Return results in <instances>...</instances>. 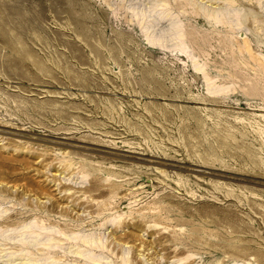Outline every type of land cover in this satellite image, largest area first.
Instances as JSON below:
<instances>
[{
  "label": "rangeland",
  "instance_id": "1",
  "mask_svg": "<svg viewBox=\"0 0 264 264\" xmlns=\"http://www.w3.org/2000/svg\"><path fill=\"white\" fill-rule=\"evenodd\" d=\"M0 264H264V0H0Z\"/></svg>",
  "mask_w": 264,
  "mask_h": 264
}]
</instances>
